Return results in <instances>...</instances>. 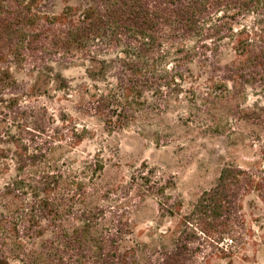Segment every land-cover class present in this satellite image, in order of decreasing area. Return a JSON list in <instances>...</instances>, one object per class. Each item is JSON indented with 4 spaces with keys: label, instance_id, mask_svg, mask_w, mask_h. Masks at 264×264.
Segmentation results:
<instances>
[{
    "label": "trees",
    "instance_id": "trees-1",
    "mask_svg": "<svg viewBox=\"0 0 264 264\" xmlns=\"http://www.w3.org/2000/svg\"><path fill=\"white\" fill-rule=\"evenodd\" d=\"M65 2L55 13L54 0H0V264H139L131 213L148 197L180 220L146 264H192L227 239L241 247L243 199L264 206V149L261 166H223L181 214L173 178L154 168L103 181L99 158H67L92 133L33 104L41 90L13 70L45 75L107 133L145 135L181 111L207 134H231L232 122L264 128V107L242 103L247 91L264 99V0ZM55 66L82 76L74 83Z\"/></svg>",
    "mask_w": 264,
    "mask_h": 264
},
{
    "label": "rangeland",
    "instance_id": "rangeland-1",
    "mask_svg": "<svg viewBox=\"0 0 264 264\" xmlns=\"http://www.w3.org/2000/svg\"><path fill=\"white\" fill-rule=\"evenodd\" d=\"M70 3L73 4V1ZM65 4V0H54L51 10L59 13ZM55 67L59 69L55 71H60L74 83L82 76L81 69L74 66ZM13 73L20 82L36 84L41 90L32 100L33 104L44 107L56 121L64 115L70 116L79 129L84 125L92 133L86 135L66 155L67 158L78 162L99 158L104 165L103 181L127 180L135 169L143 165L154 168L160 174L173 178L175 190L171 192L182 203L181 214L191 209L202 192L215 185L223 166L234 165L245 169L263 163L260 159V152L264 149L262 125L232 122L234 131L231 134H207L181 121L179 116L187 115L181 111L163 116L145 135L132 127L107 133L99 121L79 112L74 97L55 90V84L45 75L40 76L37 71L24 67L15 68ZM242 103L244 108L264 107V99L250 91H247ZM221 122L226 124L224 116ZM154 130L159 132L158 136L152 133ZM2 182L0 178V186ZM260 202L255 194L243 199L245 235L241 247H236L227 239L218 249H201L192 264H264V206ZM179 220L177 214L162 213L154 197L146 198L132 210V237L141 246L139 264H146L148 251L159 244L162 234L169 235L175 231Z\"/></svg>",
    "mask_w": 264,
    "mask_h": 264
}]
</instances>
